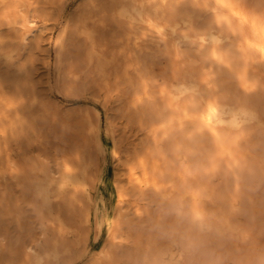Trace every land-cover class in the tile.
<instances>
[{"label": "rangeland", "instance_id": "rangeland-1", "mask_svg": "<svg viewBox=\"0 0 264 264\" xmlns=\"http://www.w3.org/2000/svg\"><path fill=\"white\" fill-rule=\"evenodd\" d=\"M85 2L0 0V45L17 50L0 61V117L9 114V105L24 107L33 100L26 116L36 131L0 141V259H30L31 247L47 242L61 251L59 264H163L157 259V245L184 234L189 253L182 264H264V126L250 136L231 133L216 146L208 133L190 141L200 125L177 113L169 98L166 83L173 68L167 62L172 55L160 52L150 33L118 19L115 0ZM23 3L36 10L33 15L47 31L33 55L20 39L24 27L13 25L30 9L18 8ZM242 5L243 14L232 7L227 16L239 28L232 48L243 68L230 79L232 84L214 90L217 95L249 96L264 116V58L256 47L264 34V0H242ZM84 10L97 31L95 47L106 64L104 74L98 58L88 57L90 42L74 38L70 28ZM63 26L69 29L59 74L49 42ZM135 34L140 37L137 46ZM196 65L202 69V62ZM98 119L102 149L91 131L98 129ZM177 147L183 159L173 161ZM66 163L88 167L90 206L100 194L105 199L102 229L93 210L90 224L84 222L89 205L85 194L77 201H70L69 195L54 201L62 223L43 212L32 181ZM187 164L191 168L182 172ZM172 174L179 179L178 191L163 186V178ZM183 188H192L194 197H181L187 190ZM236 206L240 209L235 211ZM230 211L240 224L235 233L200 234L190 223L198 214L204 223L217 225ZM101 251L113 256L105 258Z\"/></svg>", "mask_w": 264, "mask_h": 264}, {"label": "bare ground", "instance_id": "bare-ground-1", "mask_svg": "<svg viewBox=\"0 0 264 264\" xmlns=\"http://www.w3.org/2000/svg\"><path fill=\"white\" fill-rule=\"evenodd\" d=\"M1 1L5 2V0H1ZM174 1L173 0H115L114 13L117 14L118 19H121V21L123 20L126 23L132 25L133 27H135L136 30L138 31L145 30V32L147 31L146 33H150L148 35H150L152 39H156L157 41L156 43H154L156 48L160 52H166L172 55V58H170V60H168L169 62H167V65L173 68V74L166 83L169 93V98L172 103L176 104L174 110L177 113H181V115H183V118H185L188 121L194 118L198 123V125H200L194 128L191 136L189 135L190 141L194 139L196 140L197 138L195 137L198 136L199 139H202L207 135V133L210 136L211 141L214 142V144L218 140L226 138L231 133H235L237 136H248V135L250 136L254 134L255 129L264 126V116L262 114L261 108L258 107L249 96L243 97L241 95H217L214 90V88H216V86L218 85H225L226 83L230 84L231 83L230 79L233 76L241 73V70L243 68V65L240 64L238 59H236L237 56L236 50L232 48L234 46L235 41H237V37L239 34L238 26L236 25V23H234L232 18L227 16L228 11H230L232 8L231 9L218 8L217 11L219 12V14L223 16H227L228 20L217 23L216 16L210 10V8L216 7L218 0H184L181 5L173 4ZM219 2L231 4L233 7L238 8V12L240 14L244 13L243 12L244 5L241 6L242 0H219ZM204 4H208L209 8L203 7ZM17 6L20 9H26V10L30 8L26 13V15L25 14L24 16L21 15V17L22 16L23 17L20 19V21L15 22L13 25L15 26L17 24H20L24 27V30L22 32L23 34L21 35L20 39L27 47L26 49H28V51H30L31 53L32 52L34 53V51L40 47L42 43V38L46 36L47 31L45 27H43L44 25L40 26L38 24L37 19L33 15L36 10H33L30 7V4L23 3ZM169 11H173V12H171L169 15ZM11 12L13 11L11 10ZM89 15L90 14L87 13L85 10L82 11L78 17H75V20L74 19L72 20L71 23L72 26L70 28L72 27L74 28V30L72 31L74 38L84 37L90 42V49L88 48L89 49L88 57L90 61H93L95 57L98 58L99 61L97 63V66L99 70L104 74L106 72L105 69L106 64L101 62L102 58L98 56V51L95 47L97 31L93 30L90 27L91 18ZM206 16H209L210 18H208L204 22ZM65 23L69 24V20H67V22L65 21ZM68 24L65 25L68 26ZM64 27L65 26H63V28ZM66 28L69 29L68 27H65L64 30L60 28L62 31L57 32L58 34L55 39L54 36H51L50 38L51 41L49 42L55 52L57 65L54 68H56L55 71H58V73L59 71L61 73L62 58L64 57L63 54H65L64 49L67 46V45L65 46L66 36L68 32ZM232 29H235V31H233ZM256 30L258 29L254 28V31ZM135 37L136 38L134 39V44L137 46L140 37H138L137 34H135ZM47 38L43 39V41L46 40ZM201 38H203V43L201 41ZM217 41H219V43H217ZM8 48L9 47H4L0 45V61L3 58H11L12 53L17 51L15 49L16 47L14 49H8ZM213 50H215L218 54L222 56L225 63H221L217 60L212 59L211 54ZM168 58L169 56L166 58V60ZM199 61L202 62L201 70L197 69V65H196ZM181 93H184V95L181 96ZM177 97L180 98L177 99ZM210 99H213L218 102V106L220 107L221 114H223L225 111L243 113L241 117L245 121L243 128L235 129L230 126H222L216 122H213L210 127L205 126V123L203 122V120L200 119V117L202 115L203 106ZM32 101L33 100L28 102L24 107H18L15 105L8 106L7 110H9L8 112L9 114L0 117L1 119L0 141L4 140L5 143H8L11 139H15L18 134L23 133L28 129H31L33 133L36 132L34 131V126L32 125V123H30V120H27V116H26V113L28 112L29 109H31L32 105L34 104V102ZM177 119L178 118L174 117L172 120L176 121ZM213 120L215 121V117L213 118ZM91 127L92 126L90 125V128ZM101 128H102V121L101 119H98V129L91 130L94 134H96V139L98 144H100L99 129ZM202 128L203 131L201 132ZM105 131H107V129ZM237 145H238V140L234 139L233 141L234 150L235 149L237 150L236 148ZM100 146L101 144L99 145V148L102 149V146L101 147ZM186 146L187 148L189 147L188 142L186 143ZM214 146H216V144ZM180 151L181 150L178 147L174 149L173 161H177L179 158H180L179 160L183 159L182 158L183 154ZM249 155L251 154L249 153L246 154L248 158ZM159 162L160 161H158L155 165L153 164L154 169L158 168ZM189 167H190L189 164L184 166L183 167L184 170H182V172H187V170H189ZM217 172L218 170L216 171V173ZM87 173H88V167L84 166L83 163L75 164V165L74 164L70 165L69 163H66L61 165V167H59L55 171L53 170L49 171L48 169L43 171L42 175L38 179L32 181V190L35 192L38 201L40 202V205H42L43 207L42 210H44L43 212H47V214L52 218H54L55 221L62 223L64 221H62L61 216L57 215L58 213L56 214V212L54 213V207H53L54 201L61 200L66 195H69L68 198L70 199V201L71 200L77 201L79 194H85L87 195L85 197H87L88 199L87 203L89 205H87V209H85L86 217L84 218L85 219L84 222L85 223L90 222L91 220L90 217L92 216L91 212L93 210V212L95 213V217L98 220L97 221L98 228L102 229L104 225V219H103V215H101V212L105 208V203H104L105 199L103 195L100 194L99 197L97 198L95 206L93 208L92 206H90L91 203H89V201H90V197L92 196L89 193L90 181L88 180ZM178 180L179 179H177L173 174L168 177H164L163 186L165 188L168 189L171 188L173 190L178 191L179 190ZM183 189H187V188H183ZM191 189L188 188L186 191L182 192V194L180 193L181 197H185L186 195H191V197H194V194ZM208 196L209 195L207 194L206 197ZM166 197L167 194H165L162 197V201H164ZM87 199H85V202L87 201ZM233 208L235 207L233 206ZM238 209L240 208H237L236 206L235 211ZM232 214L234 215L233 211H230L225 216L224 220L221 223H217V225L213 223H204L200 219V215L193 214L190 218V223L195 226L196 230L200 234L216 232L219 236L220 235L224 236L223 234H227L226 231H230V230L232 232L239 231L238 230L240 228V224L238 223L239 221L234 222V220L232 219ZM184 240H185V235L181 234L179 238L172 237L165 244L160 246L157 245L156 247L157 259L163 264H182L187 254L189 253V248L183 246ZM31 248H32V256L30 259L21 260V258H13L12 256V258L8 257L10 259L7 260H1L2 259L1 258L0 264H45L48 259L56 260V264H59L58 261L60 259L61 251L59 250L57 245H51L45 242L44 244L38 246L37 248L35 247H31ZM103 255L105 258L113 256L111 255L110 252L107 253L103 252Z\"/></svg>", "mask_w": 264, "mask_h": 264}, {"label": "clouds", "instance_id": "clouds-1", "mask_svg": "<svg viewBox=\"0 0 264 264\" xmlns=\"http://www.w3.org/2000/svg\"><path fill=\"white\" fill-rule=\"evenodd\" d=\"M203 7L209 8V5L204 4ZM232 7L233 6L231 4L220 3L218 0L216 7H212L210 8V10L215 14L216 22L220 23L221 21H227L228 17L220 15L217 9L218 8L231 9ZM244 22L246 21L242 19V23ZM232 30L235 31V29H232ZM262 33H264V29H262ZM201 41L203 43V38H201ZM217 43H219V41H217ZM256 47L261 52L262 58H264V34H262L260 42L256 45ZM211 56H212V59L217 60L221 63H225L222 56L218 54L215 50H213ZM183 95L184 93H181V96ZM179 98L180 97H177V99ZM242 115L243 113H240V112H227V111L221 114V110H220V107L218 106V102L213 99H210L203 106V111H202V115L200 119L203 120V122L205 123V126L207 127H210L213 122H216L222 126H230L235 129H241L243 128L245 124V121L241 118ZM214 117H215V121L213 120Z\"/></svg>", "mask_w": 264, "mask_h": 264}]
</instances>
